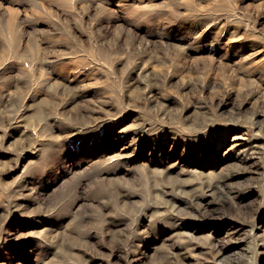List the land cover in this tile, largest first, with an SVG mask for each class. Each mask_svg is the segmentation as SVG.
Instances as JSON below:
<instances>
[{"label": "rangeland", "instance_id": "374dc122", "mask_svg": "<svg viewBox=\"0 0 264 264\" xmlns=\"http://www.w3.org/2000/svg\"><path fill=\"white\" fill-rule=\"evenodd\" d=\"M0 264H264V0H0Z\"/></svg>", "mask_w": 264, "mask_h": 264}]
</instances>
